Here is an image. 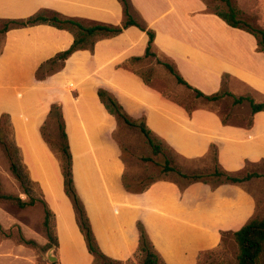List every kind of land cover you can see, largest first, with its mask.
<instances>
[{"label":"crops","instance_id":"1","mask_svg":"<svg viewBox=\"0 0 264 264\" xmlns=\"http://www.w3.org/2000/svg\"><path fill=\"white\" fill-rule=\"evenodd\" d=\"M131 1L134 10L155 30L157 54L174 64L190 85L213 94L222 88L223 77L228 75L229 91L238 96L249 95L257 103L264 102V51L259 49L254 34L227 24L208 10L205 0ZM247 1L254 3L253 10L264 28V0ZM42 9L112 25L121 24L124 18L119 0H0V19L26 18ZM74 39L72 31L47 22L12 27L1 37L0 118L4 113L9 115L21 164L54 214L58 244L49 248L54 247L57 259L42 264L95 262L77 222L73 202L65 191L60 157L41 131L54 103L62 106L66 121L75 186L98 246L110 257L128 258L133 248L139 246V222L145 226L155 249L159 247L150 236L153 224L147 214L155 209L157 199L168 194V198L175 199L169 202L172 205L168 209L180 207L186 212L181 196L187 197L190 191L206 185L197 181L181 193L174 182L158 179L142 191H128L123 181L127 166L115 136L119 123L101 101L97 92L100 87L113 92L133 117H145L153 132L186 159L205 157L214 146L219 167L228 172H240L249 163L264 162V110L251 111L250 124L224 122L211 106L195 107L189 113L184 106L146 85L131 68L137 63L131 59L143 56L149 41L147 32L136 25L116 35L97 36L93 47L75 51L61 68L38 78L39 67L68 49ZM241 183L230 182L210 194H221L218 202L224 209L238 206L244 211L247 197L240 200L236 194L242 192ZM160 188L168 190L163 192ZM247 207L251 209L250 204ZM251 217L249 214L238 221L236 231ZM0 223L4 229L10 226L2 205ZM160 224L164 233L159 241L169 249L176 248L175 255L171 252L172 262L177 264L179 252L180 264H186L187 255L182 249L188 247L183 238L187 234H173L176 223ZM195 224L204 234L209 229L202 231L199 227L212 228L214 222L204 219L195 220ZM24 231L25 238L48 243L46 235H42L41 241L29 230ZM10 242L11 235L0 233V264H36L21 256L18 248L13 251Z\"/></svg>","mask_w":264,"mask_h":264},{"label":"rangeland","instance_id":"2","mask_svg":"<svg viewBox=\"0 0 264 264\" xmlns=\"http://www.w3.org/2000/svg\"><path fill=\"white\" fill-rule=\"evenodd\" d=\"M210 6L227 9L223 0H205ZM234 4L242 11L244 19L253 25H260L259 15L253 10L254 3H250L247 0H233ZM247 2V5H246ZM246 5V6H245ZM251 8L252 12H249ZM4 22L0 20V48L2 28ZM56 68V67H55ZM54 68V69H55ZM131 68L140 77L145 80L146 83L153 89L161 92L166 98L181 104L187 108H195L199 106H211L215 108L219 114L225 118L228 122L247 123L251 120V109L248 102L241 104H235L233 97L226 96L217 101H207L204 98L195 96V92L186 87L183 84L177 82L175 76L170 73L163 65L157 62V59L150 57L139 61L131 66ZM50 70V67H48ZM129 114V113H128ZM129 116L135 120L131 114ZM140 119V118H138ZM141 120V119H140ZM4 131L2 133L3 138L10 147L11 153L19 159L20 154L14 149L13 142V128L9 122V119H3ZM58 120L56 117L50 119L46 123L45 132L49 136L52 143L58 141ZM115 136L121 144L123 157L125 158L126 177L133 189L141 190L147 186L150 182L158 179H164L174 182L181 190V193L185 192V189L191 184L197 182L194 181V175H200L201 182L205 183L200 190L190 191L187 197L181 196L184 201L186 212L181 211L182 208L168 209L172 205L173 197L168 198V194H164L161 198L157 199L155 209L148 211L151 223L153 224L150 229V236L155 238L159 247H156L157 253L160 258L161 264H174L172 254L176 248L169 249L168 246H164L159 239L163 236L160 230L161 222L163 225L169 223H176L173 226V234L185 233L188 241V247L182 249L183 253H186V264H238L237 254L238 247L234 240L235 227L239 224L238 221L243 220L249 214L252 216L260 214L264 215V162L257 165H249L247 170L258 171L261 174L259 177L252 178L246 182L241 183L242 192H237V198L240 200L246 198L245 210L238 206L235 209L226 210L218 202L221 198V194L212 196L211 191L217 190L219 187L226 185L230 182L224 181V177L218 178L213 176L212 173L215 169H219L217 161L213 157L212 151L205 157L197 159H186L178 155L167 144L162 143L163 153L156 156L154 160L145 161L143 157L151 155V147L146 141L145 136L139 128L130 126L125 122H119V127L116 130ZM53 151L62 159L61 152L58 151L56 146L52 145ZM166 157L171 158L172 165L177 167L179 171L187 176H181L176 171L164 172V163ZM246 171L239 172L240 175L245 174ZM206 180V181H202ZM0 183L2 190L5 193H12L19 195L23 199H29L20 185V182L13 174L10 167V159L7 155V151L2 143H0ZM33 193L39 199V192L34 185H30ZM161 189V188H160ZM168 190L167 188L161 189V191ZM245 193V194H243ZM172 196V192L170 193ZM167 197V198H166ZM212 199L215 201L212 202ZM249 202V203H248ZM236 204H238L236 202ZM247 204L251 206V209L247 207ZM0 205L7 211V216L10 220V226L6 229L11 235V247L14 251L16 248L22 253L21 256L29 257L33 263L42 264L51 262L47 257L48 246L36 242V244L25 243L23 237H25V231L29 230V233L35 235V238L41 239L42 235L45 236V230L41 225V220L44 214V206L41 202L27 206L25 208L19 207L13 201H0ZM246 213V214H245ZM213 220L216 226L210 228V225H203L199 227L204 231L199 232L198 226L195 224V220ZM171 220V221H169ZM174 220V221H173ZM187 220V222H185ZM230 220L228 225L225 223ZM173 221V222H172ZM212 223V222H211ZM181 224V225H180ZM162 225V226H163ZM165 229V226L163 227ZM166 233V232H165ZM207 234V235H206ZM27 239V238H26ZM36 241V240H34ZM23 245V246H20ZM19 246V247H18ZM28 249V250H27ZM131 255L128 258H114L110 257L111 261H96L94 264H138L140 256L138 247L133 248ZM26 252L28 255H24ZM14 257V253H13ZM182 257L179 252L176 256V263L180 264Z\"/></svg>","mask_w":264,"mask_h":264},{"label":"trees","instance_id":"3","mask_svg":"<svg viewBox=\"0 0 264 264\" xmlns=\"http://www.w3.org/2000/svg\"><path fill=\"white\" fill-rule=\"evenodd\" d=\"M119 1L123 6V13H124L123 22L119 25L92 22L89 20L79 19L74 17H65L62 16L61 14H58V12L48 9H42L26 18L0 19L2 22H4L1 32L4 33L12 27H25L29 25H35L46 22L51 25L57 26L59 28H66L73 32L75 36L73 44L68 49L60 52L54 58L48 60L47 62H45V64L39 67L37 71V77L42 78L45 76L46 72H49L55 67L61 68L64 64V61L75 51L83 48L93 47L97 36L116 35L121 33L123 29L131 25H136L140 27L142 30L147 32V34L149 35V41L145 54L143 56L133 57L131 59L132 62H139L144 59L154 57L157 59L158 63L163 65L170 73H172L175 76L178 83L185 85L193 92H195L196 97L204 98L207 101H217L226 96H231L233 97V101L235 104H241L245 101L248 102L250 104L252 113H255L260 110H264V102L257 103L255 102L254 98L249 95L238 96L233 94L231 91H229L227 88L228 75H225L223 77L222 88L213 94H205L198 88L190 85L182 77V75L179 73V71L174 66V64L170 63L168 59L164 58L162 55L160 56L157 54V52L154 49L155 30L150 28L147 25V22L141 16H139V14L134 10L132 1L131 0H119ZM223 1L225 2L227 9H223V8L219 9L217 7H212L206 1L205 2L207 3L208 10L210 12L217 14L227 24L233 27L245 29L251 32L252 34H254L255 37L257 38L259 49L261 51H264V28L259 25H253L252 23L244 19L242 15L243 14L242 11L237 7V5L234 4L233 0H223ZM48 67H50V70H48ZM143 81L146 85H148V83H146L144 79ZM97 92L99 94L101 101L106 106L107 110L116 117L118 123L123 121L130 126L139 128L140 131L143 133L147 143L151 147V155L143 157V160L145 161L154 160L156 156L163 153L162 143L165 142L163 141V139L159 138L153 132V130L147 125L145 117L141 118V120L140 119L135 120L131 118L129 114L126 112L122 103H120V101L116 97V95L113 92H110V90H108L107 88L100 87ZM185 109L187 110V112L190 113L193 108L185 107ZM54 117H56L58 120L57 129L59 136H58V141L56 143L51 142V139L49 138V136L46 135L44 129L46 127L47 121H49ZM4 118L9 119V115L7 113H4L0 118V143L4 145L7 151V155L10 159V167L13 174L20 182L23 192L26 195H28L29 199H23L19 195L3 192L0 183V201H5V200L13 201L21 208L34 205L36 204L37 201L41 202L43 204L42 206H44V214L41 220V225L45 230V234L48 238V243L46 245L48 247L52 245H57L58 240L54 230V214L51 211V209L48 206H46L47 205L46 202L43 199H41L40 196L38 199L35 193H33L30 185H34V183L29 178L25 167H23V165L21 164V160L19 163V159L16 158L11 153L10 147L3 138L2 133L4 131V126L2 123ZM223 121L228 122L225 118H223ZM250 123L251 121L248 122V124ZM41 131L44 136V139L51 146V148L52 145L56 146L58 151L61 152L62 159L60 158V161L62 166L61 168L64 174L65 191L73 202L74 209L76 212L77 222L79 224L81 231L85 236V240L87 243L86 246H88L89 251L94 256V261L95 262L111 261L112 259L103 252L100 246H98L99 244L95 237L90 218L87 214L86 207H84L85 204L75 186L74 172H73V154L71 152L69 136L66 128V121L64 118L61 105L54 103L51 106L47 120L42 126ZM14 149L17 153L19 152V149L15 144H14ZM211 151L213 153L214 159L218 163V155L216 148L213 146ZM249 165H257V164H250V163L247 164L245 169L242 170V171H246L245 174L243 175H240L239 172H235V173L228 172L220 167L219 169H215L212 175L218 178L224 177V181L232 182V183L246 182L252 178L261 176L262 173L258 171L247 170V167ZM163 171L164 172L176 171L181 176H187L186 174L179 171L177 167L172 165V160L169 157H166L165 159ZM200 177H201L200 175H194L193 176L194 181H199ZM123 181L125 188L128 191H142L146 187V186L143 187L141 190H135L133 189L132 185L129 183V180L127 179L126 176L124 177ZM202 181H206V180H202ZM138 229H139L138 252L140 256V261L138 264H161L159 255L142 222L138 223ZM0 233L10 235V232L4 229L1 223H0ZM233 236L238 247L237 249L238 264H264V215L257 214L252 216L240 229L234 232ZM23 241L25 243L36 244V241H34L33 239H26L25 237H23Z\"/></svg>","mask_w":264,"mask_h":264},{"label":"water","instance_id":"4","mask_svg":"<svg viewBox=\"0 0 264 264\" xmlns=\"http://www.w3.org/2000/svg\"><path fill=\"white\" fill-rule=\"evenodd\" d=\"M54 251V247L49 248L48 252H47V257L51 262L56 261L57 257L55 256V254L53 253Z\"/></svg>","mask_w":264,"mask_h":264}]
</instances>
